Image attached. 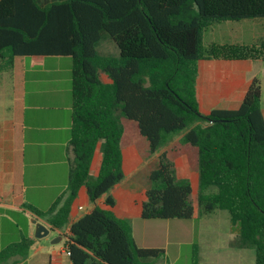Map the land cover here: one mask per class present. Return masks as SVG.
Listing matches in <instances>:
<instances>
[{
  "label": "trees",
  "instance_id": "trees-1",
  "mask_svg": "<svg viewBox=\"0 0 264 264\" xmlns=\"http://www.w3.org/2000/svg\"><path fill=\"white\" fill-rule=\"evenodd\" d=\"M264 19V0H0V70L15 57L70 58L67 187L46 211L24 205L50 230L69 220L81 188L94 203L124 179L122 149L143 144L155 156L138 174L142 220H188L195 214L190 181L176 176L185 154L198 174L202 214L225 210L238 232L232 245L254 250L264 264V117L253 78L238 108L198 111V62L262 59L264 41L218 46L207 41L222 22ZM108 41L117 55H99ZM100 155L96 174L91 165ZM213 189V191H212ZM70 264H154L164 250L136 246L128 221L93 206L68 225ZM33 240L0 250V264L27 256ZM191 264H196L195 247Z\"/></svg>",
  "mask_w": 264,
  "mask_h": 264
},
{
  "label": "crops",
  "instance_id": "crops-1",
  "mask_svg": "<svg viewBox=\"0 0 264 264\" xmlns=\"http://www.w3.org/2000/svg\"><path fill=\"white\" fill-rule=\"evenodd\" d=\"M207 41L218 46L258 44L264 41V19L216 24L208 32ZM253 78L260 82V109L264 117V60L217 58L199 61L195 86L198 111L208 114L213 109L238 108ZM69 137L70 58L15 57L10 70H0V222L10 223L12 229L34 240L30 248L34 246L35 256L29 255V248L27 256L12 257L9 259L10 264H70L65 249L42 253L45 247L34 237V219L60 240L64 239L68 225L89 212L93 206L110 209L117 218L129 224L131 219H140V203L144 197L138 174L149 164L147 160L152 158L153 164L156 156L143 159L142 143L122 149L124 179L108 193L114 202L112 208L105 205L106 196L94 203L90 202L85 189L81 188L71 205L68 224L61 230H50L44 220L24 208V205H29L44 212L66 191L67 183L46 188L38 185L36 180L55 179V174L52 175L49 170L44 172L47 167H55L53 172H59L62 178L65 175L67 178L66 147ZM95 158L99 165L100 155L97 151L91 171ZM174 165L177 178L187 179L198 186V174L185 154L179 155ZM97 169L98 166L91 174L95 175ZM188 172H193L195 176L192 178ZM129 178L138 183L142 195L124 202L120 192L121 183ZM190 185L196 194L197 188ZM77 200L88 202V208L76 203ZM44 201L48 204L45 209ZM179 260L183 261L182 264H191L192 256H173V264ZM160 264H169L168 256ZM196 264H255V256H196Z\"/></svg>",
  "mask_w": 264,
  "mask_h": 264
},
{
  "label": "rangeland",
  "instance_id": "rangeland-1",
  "mask_svg": "<svg viewBox=\"0 0 264 264\" xmlns=\"http://www.w3.org/2000/svg\"><path fill=\"white\" fill-rule=\"evenodd\" d=\"M96 50L99 55H117V49L109 42L98 44ZM151 162L152 158L147 160V163ZM97 166L98 163L95 158L92 166V173ZM47 170L52 172V175L55 174V179H38L36 180L38 185H42L46 188H53L56 185L67 183L66 175L62 178V174L60 175L59 172H53L55 167H47L44 169V172ZM189 176L193 178L195 174L192 172ZM190 183L193 185L192 181H190ZM121 185L120 192L122 193L124 202L128 199H136L142 195L139 185L134 179H126ZM193 187L196 189L197 184L196 186L193 185ZM190 199L196 212L195 216L191 219L130 220L132 228L131 235L136 246H151L164 250L163 255L155 260L153 262L154 264H160L162 259L166 256H168L169 264H173V256H192L194 247L196 256H254L253 249L238 248L232 245L238 232V226L231 224L227 211L214 209L210 213L202 214L197 207L194 192H192ZM44 202L45 209L48 204L46 205V201ZM76 203L82 204L85 208L89 206V203L86 201L81 202L77 200ZM14 221L16 220L14 219ZM167 222H170L168 226ZM0 234V250L11 243L19 241L21 237L20 231L12 229L10 223L6 221L0 222ZM56 239L57 237H53L52 233L40 238L39 242L45 247L42 253L49 254L52 250H64V239L53 243ZM33 242L35 241L33 240ZM33 251L34 246L29 250L30 256H35L33 255ZM182 263V260L177 262V264ZM1 264H10V261L7 260Z\"/></svg>",
  "mask_w": 264,
  "mask_h": 264
},
{
  "label": "water",
  "instance_id": "water-1",
  "mask_svg": "<svg viewBox=\"0 0 264 264\" xmlns=\"http://www.w3.org/2000/svg\"><path fill=\"white\" fill-rule=\"evenodd\" d=\"M32 222L35 226V228H34V237L35 238L40 239L49 233V229L46 228L43 224L37 222L35 219ZM57 241H60V238H57L56 240H54L53 243L57 242Z\"/></svg>",
  "mask_w": 264,
  "mask_h": 264
},
{
  "label": "built area",
  "instance_id": "built-area-1",
  "mask_svg": "<svg viewBox=\"0 0 264 264\" xmlns=\"http://www.w3.org/2000/svg\"><path fill=\"white\" fill-rule=\"evenodd\" d=\"M78 209H81V207H78ZM65 254L66 255H69V252L68 251H65Z\"/></svg>",
  "mask_w": 264,
  "mask_h": 264
}]
</instances>
